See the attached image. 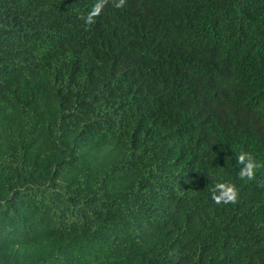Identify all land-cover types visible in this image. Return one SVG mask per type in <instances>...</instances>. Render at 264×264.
Listing matches in <instances>:
<instances>
[{
  "label": "trees",
  "instance_id": "1",
  "mask_svg": "<svg viewBox=\"0 0 264 264\" xmlns=\"http://www.w3.org/2000/svg\"><path fill=\"white\" fill-rule=\"evenodd\" d=\"M116 3L0 0V264H264V0Z\"/></svg>",
  "mask_w": 264,
  "mask_h": 264
},
{
  "label": "clouds",
  "instance_id": "2",
  "mask_svg": "<svg viewBox=\"0 0 264 264\" xmlns=\"http://www.w3.org/2000/svg\"><path fill=\"white\" fill-rule=\"evenodd\" d=\"M126 4V0H117L116 7H121ZM102 5L98 4L94 7L93 14L98 15L101 11ZM91 17H89V22ZM237 163L242 165L238 173L240 179L252 180L259 168L264 167V164L258 162L252 157L251 153L241 151L237 156ZM211 199L216 204L235 203L239 194V189L236 184L228 180H219L215 182L213 188L210 190Z\"/></svg>",
  "mask_w": 264,
  "mask_h": 264
},
{
  "label": "rangeland",
  "instance_id": "3",
  "mask_svg": "<svg viewBox=\"0 0 264 264\" xmlns=\"http://www.w3.org/2000/svg\"><path fill=\"white\" fill-rule=\"evenodd\" d=\"M91 155L94 158V163L101 167H108L114 161L122 159V152L118 148H111L109 145L103 150H94Z\"/></svg>",
  "mask_w": 264,
  "mask_h": 264
}]
</instances>
